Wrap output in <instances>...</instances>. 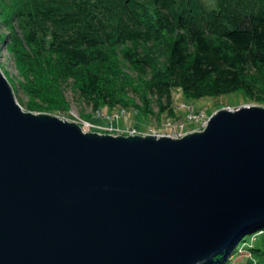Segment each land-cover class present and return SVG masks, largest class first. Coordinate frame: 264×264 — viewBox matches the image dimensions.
Listing matches in <instances>:
<instances>
[{
    "label": "water",
    "instance_id": "obj_1",
    "mask_svg": "<svg viewBox=\"0 0 264 264\" xmlns=\"http://www.w3.org/2000/svg\"><path fill=\"white\" fill-rule=\"evenodd\" d=\"M264 223V104L181 135L24 109L0 67V264H208Z\"/></svg>",
    "mask_w": 264,
    "mask_h": 264
},
{
    "label": "trees",
    "instance_id": "obj_2",
    "mask_svg": "<svg viewBox=\"0 0 264 264\" xmlns=\"http://www.w3.org/2000/svg\"><path fill=\"white\" fill-rule=\"evenodd\" d=\"M11 2L10 6L8 0H3V5L9 4L13 10L4 11L6 19L17 17L18 27L26 33L27 39L39 51L65 43L76 46L82 41H86L88 45L104 42L113 45L128 35L133 36L130 38L134 43L139 38L140 30H148L147 32L156 30L161 33L167 25H172L176 31L170 37L167 77L149 85L156 86L160 91H167H165L167 101L160 105L163 113L165 110V113L174 111L171 96L174 83L179 84L187 96L197 97L202 92L221 94L236 86L252 90V82H249V79L252 80L254 73L264 75V0H11ZM224 13H232L234 16H231L228 24L224 23L225 27L211 31L208 15L223 19ZM150 14L154 18L147 17ZM12 48L22 71H29L31 68L34 70L33 67L41 66L37 62L27 64L24 59L28 52L23 47L20 46L18 49L13 45ZM132 54L129 47L124 48V55L128 59H133ZM111 58L114 62L113 57ZM81 68H77L75 79L82 94L93 96L96 100L103 99L112 105L116 104L115 93L112 92L114 87H111L110 81L97 70ZM25 84L27 87L30 86L29 83ZM28 89L32 91L33 96L40 93L33 86ZM26 105L39 108L54 106L34 98L26 101ZM220 105L221 103L208 109L207 113H212ZM179 106L177 112L183 113L185 110H179ZM62 109L65 111L66 107ZM263 224L260 222L252 224L234 243L215 254L208 264H226L238 240L244 238L247 231L263 228ZM252 249H259L263 254L256 257L251 253L252 257L247 264H264V248L254 245Z\"/></svg>",
    "mask_w": 264,
    "mask_h": 264
},
{
    "label": "rangeland",
    "instance_id": "obj_3",
    "mask_svg": "<svg viewBox=\"0 0 264 264\" xmlns=\"http://www.w3.org/2000/svg\"><path fill=\"white\" fill-rule=\"evenodd\" d=\"M8 3L12 5L11 0H8ZM9 4L4 6L3 0H0V67L7 76L16 99L24 109L52 111L62 117L76 119L80 124L81 121H91V124L84 122L86 128L81 124L84 130H97L101 128L97 126H103L104 129L98 131L128 133L132 126L137 127L141 133H146L163 132L167 129L170 131L196 129L201 123H198L199 119H192L194 114L199 113L201 108L207 111L219 103L220 106L233 107L250 102L264 104V75L254 73L252 80L249 79V82H252V90L236 86L215 95L202 92L197 97H190L184 93L179 84L174 83L171 94L174 111L165 113V110L163 113L160 105L167 101V91H160L156 86L149 87V85L167 77L170 37L176 31L172 25H167L161 33L156 30L151 32L140 30L139 38L135 37L137 41L134 43L130 38L133 36L128 35L124 40L113 45L107 42L88 45L86 41H78L79 44L76 46L65 43L39 51L27 39L26 33L18 27L17 17L6 19L4 11H13ZM231 16L234 15L224 13V18L220 19L208 15L210 30L218 31L221 27H225ZM147 17L151 18L153 15ZM13 45L18 49L21 46L28 52L24 59L27 64L37 62L41 66L33 67L34 70L31 68L29 71H22ZM127 47L133 53L132 60L124 55V48ZM77 68H92L107 78L111 87H114L112 92L115 93L116 104L112 105L103 99L96 100L93 96L82 94L75 79ZM24 83H29L28 87L33 86L40 93L33 96L32 91H29ZM32 98L54 106L28 107L26 101ZM178 106L179 110L185 111L178 113ZM62 107H66V110L63 111ZM146 107L149 109H144ZM182 124H185L184 127ZM262 227L247 231L244 238L238 240L232 251L233 256L229 257L226 264H247L253 253L256 257L263 254L259 249H252L254 245L264 248V224Z\"/></svg>",
    "mask_w": 264,
    "mask_h": 264
},
{
    "label": "bare ground",
    "instance_id": "obj_4",
    "mask_svg": "<svg viewBox=\"0 0 264 264\" xmlns=\"http://www.w3.org/2000/svg\"><path fill=\"white\" fill-rule=\"evenodd\" d=\"M228 107H233L232 105H228ZM234 107H236V106H234ZM201 110L202 111H204V115H207V111L204 109V108H201ZM211 115V114H210ZM210 115H207V117H206V121H205V123H203V125L202 124H200V126H198L199 128H202V127H204L205 126V124L207 123V121H208V118H209V116ZM84 122H88V120H85V121H81V124H82V126H83V128H86L85 127V125H83L84 124ZM195 123V122H194ZM198 123H200V121H198ZM184 125L185 124H182V127H184ZM97 127H101V128H97V130H102V129H104V127L103 126H97ZM198 127H196V128H198ZM137 129V127H133V129L132 130H136ZM192 129H195V128H192ZM124 130V129H123ZM189 130H191V129H189ZM189 130H187V131H189ZM126 131V130H125ZM180 132L179 133H174V132H172V130L170 131V130H165V131H163V132H161V131H159V132H154V133H157V135H160V134H169V135H181V134H183V133H185L186 131H182V130H179ZM133 132H141V131H139L138 129H137V131H133ZM129 133V132H128ZM256 223H258V222H256ZM254 224V223H253ZM248 227V226H247ZM247 227H245V229H243L242 231V233L241 234H243L246 230H247ZM240 234V235H241Z\"/></svg>",
    "mask_w": 264,
    "mask_h": 264
},
{
    "label": "built area",
    "instance_id": "obj_5",
    "mask_svg": "<svg viewBox=\"0 0 264 264\" xmlns=\"http://www.w3.org/2000/svg\"><path fill=\"white\" fill-rule=\"evenodd\" d=\"M191 113V112H190ZM190 115H193V114H190ZM206 117H207V115L205 116L204 115V111H200L199 113H195L194 114V117L192 118V119H199L198 121H200V123L203 125V123H205V121H206ZM86 123V122H85ZM88 124H91L92 122L91 121H88L87 122ZM172 127V126H171ZM133 129V127L131 126V128H129V131L130 132H133V131H137V129L136 130H132ZM179 130H181V129H174L172 132H174V133H179L180 131Z\"/></svg>",
    "mask_w": 264,
    "mask_h": 264
}]
</instances>
